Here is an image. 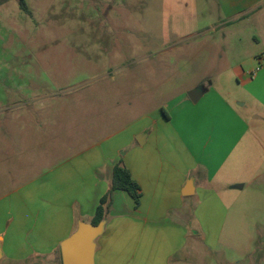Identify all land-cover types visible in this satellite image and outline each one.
<instances>
[{"label":"crops","instance_id":"0c3cea01","mask_svg":"<svg viewBox=\"0 0 264 264\" xmlns=\"http://www.w3.org/2000/svg\"><path fill=\"white\" fill-rule=\"evenodd\" d=\"M213 31L216 89L188 86L167 106L140 116L131 133L121 129L45 173L21 205L0 211V261L62 264L61 244L90 224L120 160L140 188V202L113 192L93 264H204L206 250L219 253L226 201L243 188L238 177L253 182L252 169L264 162V0H216V21L178 40L197 46L193 70L207 66L202 48L210 40L202 36ZM192 90L200 92L195 103ZM141 133L143 145L136 140ZM242 261L225 254L220 263Z\"/></svg>","mask_w":264,"mask_h":264},{"label":"rangeland","instance_id":"374dc122","mask_svg":"<svg viewBox=\"0 0 264 264\" xmlns=\"http://www.w3.org/2000/svg\"><path fill=\"white\" fill-rule=\"evenodd\" d=\"M26 3L30 15L18 0H0L3 212L21 205L20 197L35 190L45 173L80 150L121 129L131 133L140 116L167 106L188 86L216 89L218 84L216 31L202 36L210 46L202 48L209 56L202 53L207 66L199 71L193 70L196 50H191L197 46L178 42L216 21V0ZM183 63L189 69L171 70ZM252 170L253 182L238 177L245 184L226 201L219 253L206 250L204 264H222L225 254L243 259L240 264H264V162Z\"/></svg>","mask_w":264,"mask_h":264},{"label":"water","instance_id":"95a60500","mask_svg":"<svg viewBox=\"0 0 264 264\" xmlns=\"http://www.w3.org/2000/svg\"><path fill=\"white\" fill-rule=\"evenodd\" d=\"M200 96L198 90H192L188 93V98L195 103ZM145 133L138 134L136 140L140 145L145 142ZM191 185V181L186 183V189ZM188 194V193H186ZM102 232V223L98 226L82 223L78 226L76 232L66 239L60 246L62 264H93L94 240ZM2 257L0 251V259Z\"/></svg>","mask_w":264,"mask_h":264},{"label":"trees","instance_id":"16d2710c","mask_svg":"<svg viewBox=\"0 0 264 264\" xmlns=\"http://www.w3.org/2000/svg\"><path fill=\"white\" fill-rule=\"evenodd\" d=\"M18 6L23 13L27 15L31 14L26 0H18ZM161 111L165 113L163 108ZM117 190L125 192L133 200L135 206L139 205L141 197L140 188L132 179L129 170L124 166L121 160L113 167L110 187L107 193L102 196L96 207L94 216L90 221L92 226H98L103 222L111 204L112 194Z\"/></svg>","mask_w":264,"mask_h":264}]
</instances>
